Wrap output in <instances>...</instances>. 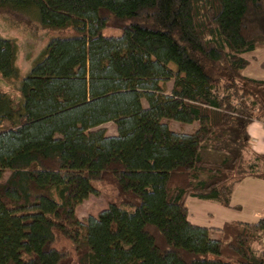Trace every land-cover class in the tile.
<instances>
[{"label":"trees","instance_id":"16d2710c","mask_svg":"<svg viewBox=\"0 0 264 264\" xmlns=\"http://www.w3.org/2000/svg\"><path fill=\"white\" fill-rule=\"evenodd\" d=\"M0 15L55 33L23 77L0 35V81L19 94L0 89V264H264L250 246L264 218L205 228L185 206L230 207L238 182L264 179L247 134L264 79L242 74L264 48V0H0ZM107 123L116 135L91 131ZM97 181L116 201L81 223Z\"/></svg>","mask_w":264,"mask_h":264},{"label":"rangeland","instance_id":"374dc122","mask_svg":"<svg viewBox=\"0 0 264 264\" xmlns=\"http://www.w3.org/2000/svg\"><path fill=\"white\" fill-rule=\"evenodd\" d=\"M0 35L4 38L12 39L15 41L17 45V58H16V66L19 70V74L23 77L28 70L30 69L32 63L38 57L40 52L45 47L48 40L55 35L54 32H50L48 30L40 29L34 25H28L25 23L14 22L11 21L6 16L0 15ZM243 58L248 60L249 66L242 72L244 77L255 79V80H263L264 79V69L260 67V64L264 62V48H258L255 51L243 55ZM171 70H175L172 65H169ZM18 82H5L0 81V89L12 99L14 103L19 101V94L16 90ZM160 86L163 88V91L169 94L172 90L173 83L172 81H167L160 83ZM142 106L144 108L147 107V104L144 100H142ZM162 123H166L169 129L173 132L190 134L193 132V128L197 127V124L194 123L192 125H184L174 121H166L162 120ZM7 128V124L3 123L0 125V131ZM102 130L106 136H114L116 135L115 125L113 123H107L101 125L91 131ZM250 152H246L244 154L246 160L252 161L253 158L249 154ZM201 155L205 161L219 163L224 155L214 152L211 149L209 144H205L201 150ZM259 172L264 171V167L260 164ZM7 174L4 175L6 177ZM205 178V175L201 176ZM94 188L97 190L96 195L90 196L86 201L80 204L75 211L77 219L84 223L85 220L89 217H96L99 212L106 209L109 203L116 201V196L114 189L107 185L102 181H97L93 184ZM191 201L190 198L187 201V207L190 210ZM217 237L216 234L211 235V237ZM251 239V249L257 253L264 252V233L256 234ZM60 246L68 247L69 244L65 241H62Z\"/></svg>","mask_w":264,"mask_h":264},{"label":"crops","instance_id":"0c3cea01","mask_svg":"<svg viewBox=\"0 0 264 264\" xmlns=\"http://www.w3.org/2000/svg\"><path fill=\"white\" fill-rule=\"evenodd\" d=\"M247 134L251 152L264 156V120L252 122L247 128ZM189 198L185 202L188 221L199 227L220 228L229 222L255 223L264 218V179L246 177L238 182L232 191L230 207L190 198L191 201L197 202H191L189 210ZM214 234L211 233L210 236Z\"/></svg>","mask_w":264,"mask_h":264}]
</instances>
